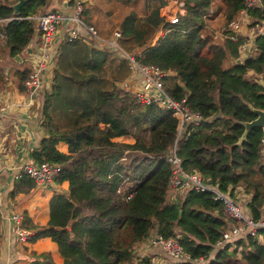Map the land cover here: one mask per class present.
I'll use <instances>...</instances> for the list:
<instances>
[{
    "label": "trees",
    "instance_id": "obj_1",
    "mask_svg": "<svg viewBox=\"0 0 264 264\" xmlns=\"http://www.w3.org/2000/svg\"><path fill=\"white\" fill-rule=\"evenodd\" d=\"M0 1V19H5L0 34L6 37L0 47V84L2 67L13 66L22 88L30 68L14 57L21 58L29 40L39 36L32 17L41 14L48 0H23L17 15L11 8L17 0ZM114 1L128 7L117 24L123 52L139 64L168 72L162 77L167 97L184 99L188 111L199 115L197 123L184 124L177 141L175 154L182 170L196 172L206 186L233 200L248 220L264 224V127H244L255 119V110L264 109V30L251 39L254 54L241 59L238 47L247 39L236 33L231 39L223 30L217 40L206 24L212 0H175L183 13L174 24L159 14L169 0H140L141 17L138 0ZM219 1L224 29L245 0ZM84 15L82 10L85 24ZM247 16L249 28L261 26L264 0L247 9ZM70 25H58L50 81L37 90L36 111L44 136L32 154L36 162L59 167L55 184L66 181L67 191L53 189L43 226L21 213L27 241L49 237L61 264H133L132 246L152 233L175 239L188 256L169 264H227L236 255L243 264H264V225H243L217 243L224 231L242 221L224 214L214 192L189 187L166 200V156L177 126L172 110L141 103L122 90L119 83L129 75L126 58L121 54L114 59L116 52L78 38L67 40ZM254 75H262L263 84ZM125 135L133 142L113 140ZM59 141L66 144L67 153L55 148ZM235 187L248 196L246 203L235 197ZM33 188V180L22 174L13 180L11 195H27ZM24 264L56 263L48 252H41L30 253Z\"/></svg>",
    "mask_w": 264,
    "mask_h": 264
},
{
    "label": "crops",
    "instance_id": "obj_2",
    "mask_svg": "<svg viewBox=\"0 0 264 264\" xmlns=\"http://www.w3.org/2000/svg\"><path fill=\"white\" fill-rule=\"evenodd\" d=\"M88 1L90 0H82L83 3H89ZM171 1L174 4H177L175 0L167 1V3L159 9L160 15L164 16L165 14H168V12H170L169 14H172L173 11H178L181 14L183 13V10L179 8V5L171 4ZM217 1L219 0H212L211 2L209 8L210 16L207 18V23H209L211 31L213 30V38L218 40L222 35L221 32L223 29L224 18L221 13V2L219 1L218 4L215 5L212 4L214 2L217 3ZM73 2L74 0H48L46 6L41 11V14L50 10H55L68 16L72 13V7L70 4ZM39 12L40 11H37L36 15L40 14ZM84 13L87 23L95 26L96 14L94 13L93 8H87V13L86 11H84ZM120 18L121 15L117 18V24ZM221 22L222 24L220 25ZM249 22L250 20L247 17L237 31L238 35L249 40L248 44L245 46V52L241 54V59L250 54H254L253 48L251 47L252 28L248 27ZM65 24L68 26V22ZM260 27L262 32L264 30V21L261 22ZM115 28H117V25ZM58 32H60V29H58ZM158 35L156 34L153 36L150 44L154 43ZM5 42L6 37L1 33L0 47H3ZM37 44L38 36L30 39L26 45V52L21 57L22 59L19 58V61H16V63L28 64L29 59L32 57L31 54L39 52ZM113 56L115 59V57L121 55L115 53ZM114 59H111L110 68L113 71V66L116 62ZM16 69L17 68L13 66H3L0 84V264H24V258L30 253L38 254L41 252H48L51 259L56 264H61L62 258L58 253L56 244L51 241L49 237L43 236L37 238L33 242L27 241L20 243L12 233V223L9 219L12 214L17 213L21 215V213H25L32 224L43 226L48 220V201L52 196L53 189L67 191V182L64 181L59 185H56L55 188H33L27 195H23L22 193H17L14 196L11 195L15 173L22 164L33 161L32 154L37 150L38 144L44 136L39 126V118L36 111L39 93L38 91L33 93L37 96H33L31 100L29 99V93L23 88L17 86V79L14 73ZM48 69L50 68L47 67L40 72L41 82L39 90L49 84L51 72H49ZM247 74H252V72L248 71ZM254 77L260 84H263L262 75H254ZM135 88L136 87H133L132 89ZM113 140L126 143L133 142V138L129 135L116 137ZM55 148L62 153H67V146L62 141L57 142ZM180 192L181 191L177 190L176 192L173 191L171 194H168L167 191L165 198L166 200H169L173 198L176 193ZM182 193L183 192L180 194ZM233 193L243 204L247 202L248 196L242 193L241 187H235ZM133 246L135 249L134 251L142 250L150 256L149 260H145L147 263L149 261L151 264H168L170 262L169 258L163 254L162 250L160 251V247L157 245L149 246V244H146L144 240H142Z\"/></svg>",
    "mask_w": 264,
    "mask_h": 264
},
{
    "label": "built area",
    "instance_id": "obj_3",
    "mask_svg": "<svg viewBox=\"0 0 264 264\" xmlns=\"http://www.w3.org/2000/svg\"><path fill=\"white\" fill-rule=\"evenodd\" d=\"M81 0H74L72 13L68 16L63 15L58 11H47L42 14L33 16L37 21V28L40 32L38 36L37 48L39 52L36 54H31L29 59L28 66L30 72L25 80L22 81L21 86L26 90L29 95V99L33 94L37 92L40 88V72L45 68L49 67L50 62L54 58V53L56 50L55 40L58 35V25L62 23H70L68 27L65 38L67 40L78 38L82 41L88 43L95 48L106 47L109 50L116 52L117 54H122L128 64L129 75L119 83V86L122 90L132 92L135 97L144 104H149L150 102L156 103L160 107L168 108L172 110V116L177 121L176 126V136L173 144L171 145L166 160L170 164V175L167 184L166 192L171 194V192H176L177 190L182 191L184 188H193L195 190L203 191L210 190L215 193L217 199L221 200L223 203L224 214L232 219H239L242 221L241 225L238 227H233L230 230H226L222 233V239L217 243H221L224 239L229 238V236L237 234L243 225H264L263 223H252L248 218L240 211L238 205L231 199L224 197L223 195L216 192V190L206 186L202 178L196 172H185L180 166V159L175 154L177 141L179 140L180 134L183 132V126L186 123H197L199 121V115L197 113L189 112L188 109L184 106V99L176 102L171 100L164 92L162 85V77L167 75L168 72H163L158 68L151 65H143L137 63L132 55L124 53L121 49L118 40L120 39V31L118 29L113 30L110 38L102 39L98 36L94 28L88 24H84L81 20L80 14L83 10ZM260 3V0H245L244 8L238 10L232 19L226 24L222 31L230 32L228 35L229 38L234 39L237 31L245 22L247 16V9H250L254 6H257ZM177 14L180 12H175L173 17L169 15L167 19V14H165L164 19L170 23H176ZM5 19H0V22H3ZM83 29L85 32H80V29ZM261 27L256 26L252 29L251 36L261 33ZM249 40L245 41L238 47L239 54L245 52V46L248 44ZM37 55V56H36ZM136 87L135 89H132ZM33 94V95H32ZM264 151V148L262 149ZM1 168V167H0ZM59 172V167L56 165H51L47 162H36L31 161L26 164H22L18 171L15 173L13 179L19 178L22 174L27 175L31 178L35 184V188H55V177ZM129 193L126 195V199L129 197ZM12 223V233L15 236L16 240L20 243L27 242V236L29 231H26L22 226V217L20 214H12L9 217ZM253 229L249 230V233H252ZM146 244H155L161 247L162 252L169 258L174 260H186L188 256L183 253L181 247L177 244L175 239H161L155 234H150L144 239ZM136 244V243H135ZM138 247V246H137ZM139 248V247H138ZM134 251V246H132ZM146 253V252H145ZM142 257L145 259H150V256L146 253ZM201 260V258H199Z\"/></svg>",
    "mask_w": 264,
    "mask_h": 264
},
{
    "label": "rangeland",
    "instance_id": "obj_4",
    "mask_svg": "<svg viewBox=\"0 0 264 264\" xmlns=\"http://www.w3.org/2000/svg\"><path fill=\"white\" fill-rule=\"evenodd\" d=\"M213 1H215V0H213ZM88 2L89 3H82L83 10L86 8L84 11H86V13H87V8H93L94 13L96 14V21H95L96 25L94 26L93 24H90V23H88V25H90L94 28V30L97 32V34L100 38H102V39L110 38L113 30L117 29V28H115L117 25V18L119 17V15H122V12L126 11L128 9V7L127 6H120L114 0H90ZM218 2L219 1H217V3L214 2L212 4L215 5V4H218ZM139 3H140V0L137 1L136 6L138 7V11H137L138 16L141 17L143 14H142V9H139V6H140ZM170 3L174 4V3H172V1ZM174 5H178V4H174ZM169 13L170 12H168V14H167V19L169 18V15H172L175 12L173 11L172 14H169ZM171 17H173V15ZM84 18H85V16H84ZM207 21H208V19L206 20V23H207ZM207 24H208V26H210L209 23H207ZM221 24H222V22L220 23V25ZM101 32H104V33H101ZM156 34L158 35V34H160V32L158 31ZM52 64H53V60L49 64V67H48V68H50V69H48L49 72H51ZM149 246H155V244H150ZM161 250L162 249L160 247V251ZM144 254H146V253L143 252L142 250L133 251L132 252L133 264H140V263L151 264L150 261L147 263L145 261L146 259L144 257H142ZM169 261L172 262V261H174V259L169 258ZM227 264H243V263H242V260H240V258L236 255L233 259H230L227 262Z\"/></svg>",
    "mask_w": 264,
    "mask_h": 264
},
{
    "label": "water",
    "instance_id": "obj_5",
    "mask_svg": "<svg viewBox=\"0 0 264 264\" xmlns=\"http://www.w3.org/2000/svg\"><path fill=\"white\" fill-rule=\"evenodd\" d=\"M23 0H17L15 3L12 4V14L17 15L19 8L22 4ZM15 61H19V57L16 55L14 57ZM235 63L239 62V58L234 60ZM256 117L255 119L251 120L250 122H246L244 124L245 129L251 128L253 126H258V127H264V109L262 110H255Z\"/></svg>",
    "mask_w": 264,
    "mask_h": 264
},
{
    "label": "clouds",
    "instance_id": "obj_6",
    "mask_svg": "<svg viewBox=\"0 0 264 264\" xmlns=\"http://www.w3.org/2000/svg\"><path fill=\"white\" fill-rule=\"evenodd\" d=\"M182 190H184V188H183ZM165 196H166V194H165ZM132 251H133V250H132Z\"/></svg>",
    "mask_w": 264,
    "mask_h": 264
}]
</instances>
